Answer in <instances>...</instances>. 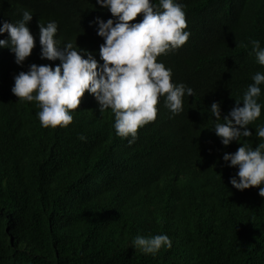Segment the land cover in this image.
I'll use <instances>...</instances> for the list:
<instances>
[{
  "label": "trees",
  "instance_id": "trees-1",
  "mask_svg": "<svg viewBox=\"0 0 264 264\" xmlns=\"http://www.w3.org/2000/svg\"><path fill=\"white\" fill-rule=\"evenodd\" d=\"M179 2L190 36L157 59L193 95L176 115L161 97L156 119L130 144L87 90L73 121L55 128L41 126L35 101L11 92L30 64L59 63L41 59L39 23L56 21L61 46L72 42L103 63L96 18L115 19L111 12L96 0H0V26L29 10L36 40L23 65L0 47V264H264V197L259 186L231 185L237 169L222 157L240 144H222L210 111L218 101L226 115L264 72L251 44L264 47V0ZM258 126L264 107L241 143H264ZM160 233L172 246L155 255L131 246L137 235Z\"/></svg>",
  "mask_w": 264,
  "mask_h": 264
},
{
  "label": "clouds",
  "instance_id": "clouds-1",
  "mask_svg": "<svg viewBox=\"0 0 264 264\" xmlns=\"http://www.w3.org/2000/svg\"><path fill=\"white\" fill-rule=\"evenodd\" d=\"M107 8L112 16L104 21L96 18L97 35L103 38L98 47L100 60L92 52L74 47L56 38L58 24L50 20L39 23L41 59L59 60L55 66L32 63L27 71L14 76L11 92L19 99L35 101L42 127H67L73 121L72 110L78 108L85 91L94 96L101 113L111 109L114 113L116 135L137 138L140 127L157 117V104L161 97L172 115L183 111V98L193 95V89L184 83L172 80V69L158 57L178 49L190 36L187 28L185 6L179 0H96ZM142 14L139 22H133ZM33 14L24 10L17 22L4 21L0 33V47L14 53L15 63L23 65L36 40L30 31ZM252 53L264 66V47L259 40H251ZM251 54V53H250ZM253 83L247 86L242 99L222 116L220 102L210 105L216 123L213 129L228 146L237 141L240 147L235 152H225L223 160L229 167H236L230 183L238 190L259 186V195L264 197V143L255 148L241 143L242 137L253 135L249 129L260 115L264 104L259 102L264 85V72L252 76ZM243 102L242 106L240 102ZM223 122H220V121ZM255 134L264 138V126H258ZM81 140L86 139L83 135ZM132 247L144 254L155 255L162 247L170 248L172 242L166 233L150 236L137 235Z\"/></svg>",
  "mask_w": 264,
  "mask_h": 264
}]
</instances>
